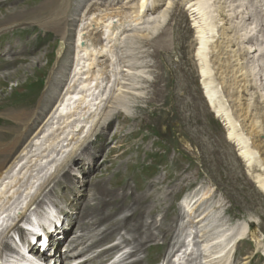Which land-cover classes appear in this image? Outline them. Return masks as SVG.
Returning <instances> with one entry per match:
<instances>
[{
  "label": "rangeland",
  "instance_id": "obj_1",
  "mask_svg": "<svg viewBox=\"0 0 264 264\" xmlns=\"http://www.w3.org/2000/svg\"><path fill=\"white\" fill-rule=\"evenodd\" d=\"M171 1L163 26L158 9L119 34L115 47L118 74L110 83L111 94L101 102L93 122L77 130L83 133L72 134L63 144L66 147L61 148L63 153L57 148L55 161L53 156L52 161L39 165L34 160L45 151L32 154L34 148L27 145L43 123L53 125L52 133L62 126L58 118L51 120L50 115L70 85L73 34L81 24V7H91L88 16L121 10L130 13L137 0H71L72 12L65 26L69 38L65 52L58 58L57 50L63 41L59 33L27 17L43 13L49 0H0V22L18 20L0 28V73L22 67L9 76L1 75L0 107L18 100L31 104V98L36 120L6 162L7 167L18 155V160L23 158L13 168L15 173L3 182L8 194L0 200V214L5 208L10 211L5 209L4 222L0 218V264H17L19 252L29 245L30 233L21 228L18 215L34 218L37 230L55 237L48 247L41 245V235L33 238L34 250L22 259L31 258L35 264H175L178 257L172 256L184 238L181 235L193 226L198 228L196 232L203 230L204 237H195L201 246L187 249L181 263L220 264L219 259L211 261L208 257L216 250L215 245L204 248L203 240L214 239L219 230L237 220L256 231L260 242L251 237L236 241L225 253L226 263L264 264V193L252 178L253 174L264 173L260 167L248 165L227 138L226 128L201 84L195 56L196 33L186 0ZM225 1L210 0L209 6L226 12L235 0ZM156 25L158 29L152 34ZM127 40L131 47L123 45ZM208 54L212 73L216 72L214 56ZM261 68L256 78L263 84ZM105 76L102 85L107 82ZM218 82L232 112L234 106ZM51 93H57L58 99L48 109L44 103ZM27 94H31L30 98ZM255 104V120L263 127L264 104ZM232 116L237 132L244 133L240 119ZM11 177H17L14 186ZM207 190H211L207 202H201L191 216H181L182 198L189 193L199 196ZM204 210H208L210 220L196 222L197 226L191 223L194 215ZM81 222L85 226L80 227ZM111 224L114 232L105 240L102 232ZM75 239L82 247H74ZM5 243H11L10 249L3 247ZM11 246L18 251H12ZM106 249L109 253L93 260ZM79 250L83 252L78 254ZM61 252L74 257H60Z\"/></svg>",
  "mask_w": 264,
  "mask_h": 264
},
{
  "label": "bare ground",
  "instance_id": "obj_2",
  "mask_svg": "<svg viewBox=\"0 0 264 264\" xmlns=\"http://www.w3.org/2000/svg\"><path fill=\"white\" fill-rule=\"evenodd\" d=\"M247 1L249 2V5H247ZM70 3L71 0H49L46 9L42 11L43 13L33 15L35 17H32V15L27 16L28 18H36L35 20L33 19L35 22L48 24L49 27H52L59 33V36L63 41H61L57 50V58L65 52V43L67 38H69L65 26L68 23L67 15L70 14L72 9ZM213 3H215V1H213ZM171 4V0H137L136 6L130 13L121 12L122 10L117 11L118 13L108 11L109 13L104 12V14L101 12L102 14L100 15L98 12V16H95V14L92 13V15L90 14L88 16L91 7L86 5L81 7V24L80 27L78 25L79 29L76 31V34H73V37L75 36V48L73 49V55H71L72 77L69 79L70 85L68 84L67 90L59 99L57 93H51L47 101L44 103L45 108L49 109V107L53 106L58 99L57 105L52 111L50 118L51 120L58 118L61 121L60 124L62 126L57 133H52L53 125L46 122L40 125L34 133L32 132L33 137L27 145L28 147L34 148L31 153L34 154L36 151H45L44 154L38 156L36 160H34V163H40L39 165H41V163H48L53 160H50L53 156V161H55V157L58 155L57 148L61 149L66 147L65 145L63 146V144H66L65 142L68 141L72 134L78 135V133H83L81 129L79 131L77 130L82 125L87 127V124L93 122L96 111H99V107H101V102L111 94L112 88L110 83L118 74V67L115 64L117 63L115 62L117 56L115 47L119 34L122 33V31H126V27L129 24L142 22L145 17L154 14L158 9H161L158 18L160 19L159 23L162 24L166 22V14ZM209 5L210 0H186V7L189 9L192 25L196 33L197 48L195 56L199 64L201 84L206 94L205 96H207L215 115L226 128L227 138L237 146L238 155H240L248 165L253 164L256 167H260L264 173V126L262 127L261 124L255 120L256 116L254 117V115H256V113H253L254 110H256V102L260 103L258 105L261 106L264 104V83L262 84L256 78L257 72L261 71L259 68L262 67L264 69V0H235L229 6L227 5V9L223 7L226 12L220 9V7H218L219 10L218 8L215 7V9ZM5 20L0 22V28L18 21L14 19L11 21H8L9 19ZM89 27L90 29L88 30ZM161 28L162 27H160V29ZM157 29L158 27L156 25L155 28H153L152 34H154ZM128 40L123 42L125 47H131L129 45L131 43L128 42ZM208 53H211L212 57L214 56L212 61L216 66V72L214 71L215 74L214 72L212 73L213 70L211 69L210 61L208 60ZM99 58H104V60L99 61ZM23 59L24 58H20L19 60ZM9 65H11V63H9ZM18 69H22V67H17L11 72L0 73V77L1 75L9 76L12 73H15ZM104 75L107 76H105L107 82L105 85H102V83H104L102 80ZM216 80L219 81L218 83L223 86L225 93L229 96L230 101L234 106V113L233 111L231 112L225 104L224 96L221 93V90H219ZM59 88L60 87L57 86V89ZM30 95L31 94H27L26 97L29 96L28 98H30ZM120 97L122 100L123 96ZM32 101L33 100L30 98L29 102H31V104H27L25 101L21 102L18 100L6 107H0L1 201L2 199L4 200V198L7 197L6 194H8V191L5 192L6 186L3 185L6 176H12L15 173V169H13L15 165L23 161V158L18 160V155L12 160L11 164L6 167L7 159L14 153L16 148L21 145L26 133L36 122V120L33 119L34 104ZM78 101H80V103L77 104L76 107H72ZM118 102L122 103L120 100ZM232 115L240 119L242 127L245 129L244 133L237 132V122ZM88 118L90 120L85 121L88 120ZM75 124L77 126H75ZM60 149L58 151L61 154L64 151ZM21 151L23 152L24 149ZM252 178L254 179L253 181L256 183V186L264 193V174H253ZM10 179H12L11 182L17 181V177H11ZM14 182L12 184L13 186ZM9 188L12 192L11 187ZM210 194L211 190H207L202 192L199 196L194 193H189L184 196L180 208L181 216L187 215V213L191 216L192 213L196 212L198 205L210 197ZM215 204L217 205L218 203L216 202ZM182 206L186 208L185 212V209ZM0 208L2 210L1 206ZM5 209L0 214V218L3 219L2 222H4L2 216L5 214ZM207 211L208 210H204L195 214L191 223L196 224V222H202L203 220L209 221L210 216ZM216 213L218 212L216 211ZM24 218V216L18 215L17 219L24 220ZM25 221L28 228L34 229L37 227L38 223L34 218H25ZM85 224L86 223L81 222L79 226H85ZM11 228L13 229V227ZM11 228H9L10 231L12 230ZM112 228L113 225L111 224L109 228L102 232L105 240L113 234L114 230ZM197 229L198 228L193 226L187 231V233L181 235L184 238L179 243L180 246L178 250H176L172 256L175 257L177 255L178 257V261L175 264L184 263H181V261L184 260L183 254H185L187 249L189 250L192 245H197V247L201 246L199 242H196L195 237H204V231L200 229L196 232ZM219 231L221 232L217 234L214 239L211 238L212 240L204 238L205 240H203V242L205 245H203V247L207 248L210 244H214L216 250L212 255H208V257L211 261L219 259V261H217L220 264L228 263H226L225 260L227 258L225 253L227 250L231 249L236 241L251 237L256 243L260 242V237H258L257 232L254 230L252 231L246 223L240 220H237L233 225L223 227V229ZM64 233V231L58 233L56 239H59ZM52 238L55 239V237L51 236L47 247L50 246V243L53 240ZM72 243H75L74 247H82V244L79 243L77 239L73 240ZM10 244L8 246L5 243L3 247L10 249ZM182 246L185 248H180ZM12 248L14 249L12 251H18L15 247L11 246V249ZM31 250H34V246ZM81 251L79 250L78 254H80ZM106 252L109 253V249H106L103 252L101 250L99 253V256L101 257L94 258L93 260L103 258L102 255L104 253L107 254ZM19 254H21V259L16 262L17 264H23L24 262V264H35V261L31 258L26 260L22 259L24 258L22 252H19ZM58 255H60V257L66 256V258L74 257V255L71 256L72 254L68 255V252L66 254L61 252ZM133 264L139 263H136L135 261Z\"/></svg>",
  "mask_w": 264,
  "mask_h": 264
}]
</instances>
